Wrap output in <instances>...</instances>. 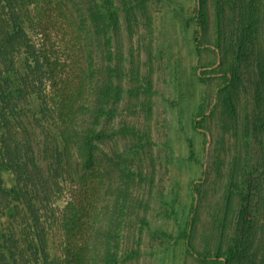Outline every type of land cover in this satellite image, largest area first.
<instances>
[{"label":"rangeland","instance_id":"1","mask_svg":"<svg viewBox=\"0 0 264 264\" xmlns=\"http://www.w3.org/2000/svg\"><path fill=\"white\" fill-rule=\"evenodd\" d=\"M113 1L112 10L119 22L107 35L113 44L115 72L123 86L116 111L103 120V128L112 131V136L100 145L98 163L111 177L113 187L100 209L97 240L104 241L108 236L118 240L116 264H201L189 253L187 234L199 252L216 253L222 246L224 250L232 249L234 237L241 243L243 233L238 201L229 211L226 238L216 228L214 215L219 209L225 210L230 168L238 156L247 168L242 190L248 196L247 219L255 221V228L249 256L239 257L234 264H261L264 175L259 169L260 143L247 132L246 121L253 89L244 71L233 109L216 95L224 83L225 69L218 67L224 54L212 48L218 42L214 10L208 12L211 24L202 36L204 45L198 48V0ZM7 6L12 8L13 0H7ZM229 43L230 36L224 37V53ZM14 47H9V57ZM35 61L31 57L28 65H36ZM37 68L25 77L22 111L18 109L11 132L17 138L12 163L17 166L28 160L32 170L18 174L19 197L30 189L39 196L34 203H22L12 215L11 208L1 203L9 198L0 191V235L20 238L27 234L23 218H39L42 227L38 233L45 238L53 257L62 255L65 236L59 219L69 194L56 174L66 167L59 169L56 163L57 99L47 85L43 97L49 105L45 113L40 112L37 91L41 86L36 78L43 72ZM14 83L10 77L7 84ZM198 113L208 116L196 129L194 118ZM236 150L241 155H235ZM216 155L223 160L218 172L214 167ZM39 164L54 169L50 177ZM40 175L49 182L39 183ZM13 177L4 174L2 186L13 188ZM97 244L96 252L99 250L101 256L105 244ZM4 245L0 240V251L9 252ZM0 264L9 263L0 256Z\"/></svg>","mask_w":264,"mask_h":264},{"label":"trees","instance_id":"2","mask_svg":"<svg viewBox=\"0 0 264 264\" xmlns=\"http://www.w3.org/2000/svg\"><path fill=\"white\" fill-rule=\"evenodd\" d=\"M13 2L14 6L11 8L7 6V0H0V191L9 198L1 203H5V208L10 207L14 215L22 203H34L39 196L30 189L25 196L19 197L18 174L24 170L31 173L32 170L28 160L17 166L12 163L17 138L13 137L11 132L17 120V112L19 114V111H22L21 90L25 85V77L30 75L31 71L37 70V67L43 72L36 78L41 86L37 91L40 112L45 113L49 105L43 95V89L47 85L54 91L57 99L55 104L59 142L55 151L58 155L56 163L59 169L66 167L63 173L60 171L56 174L57 179L65 183L69 197L59 219L65 236L62 255L51 256L45 238L38 233L42 227L40 219L29 215L23 218L26 235L23 234L20 238H8L7 233L0 235V240L9 251H0V256L9 264H18L21 259V264H116L118 247L115 244L117 242L119 245L118 240L108 236L104 241H99L96 236L102 203L113 187L111 177L108 178L104 168L98 163L100 145L105 138L108 140L112 136V131L103 128V120L110 119L116 111L119 104L118 93L123 86L115 72L113 44L107 35L119 22L112 10L114 1ZM198 2L195 10L199 27L197 47L204 45L201 39L211 24L208 12L214 10L218 42L212 48L224 54L218 67L225 69L224 83L219 85L216 95L222 98L230 109H233L237 102L236 88L243 82V72L249 74L253 98L249 103L246 118L247 132L254 134L259 140V169L264 175V0ZM229 36L230 47L224 53V37L227 39ZM15 45L13 56L9 57V47ZM31 57L36 60V65H28ZM10 77L15 79L11 86L7 84ZM206 116L208 115L203 113L195 116L196 129L201 128V123L207 119ZM43 146L45 147V143ZM237 146L240 148L239 142ZM246 149H249V145ZM238 154L241 155V151L239 153L236 150L235 155ZM222 161L216 155V172L219 171ZM110 163L112 164V160ZM39 166L47 171L50 177L54 169L50 167L48 170V167L44 168L41 164ZM230 171L225 210L223 212L219 209L214 215V221L216 228L226 238L229 211L238 201L239 226L243 225L241 243L238 237H234V245L230 250H224L222 246L216 253L199 252L193 247L191 235L187 234L189 253L201 264H234L239 257H248L251 251L250 240L255 221L247 219L248 196L242 190L245 184L244 175L247 173L246 164L242 165L237 156ZM235 172L242 178L235 175ZM4 174L14 176L13 188L2 186ZM38 179L42 184L49 182L41 175ZM236 196L240 199L237 200ZM12 203L15 205L12 206ZM222 213L223 218L220 217ZM262 214L264 216V213ZM114 215L115 212L113 218ZM97 243L105 244V252L101 256L99 250L96 252V248H99ZM242 245L246 251L242 250ZM235 247L240 250H235ZM15 255H18V259H15ZM261 264H264V260Z\"/></svg>","mask_w":264,"mask_h":264}]
</instances>
